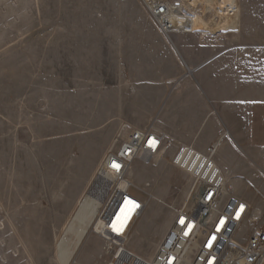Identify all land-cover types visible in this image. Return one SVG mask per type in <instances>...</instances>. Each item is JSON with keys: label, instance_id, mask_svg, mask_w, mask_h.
Instances as JSON below:
<instances>
[{"label": "rangeland", "instance_id": "rangeland-1", "mask_svg": "<svg viewBox=\"0 0 264 264\" xmlns=\"http://www.w3.org/2000/svg\"><path fill=\"white\" fill-rule=\"evenodd\" d=\"M222 3L232 9L220 32L189 33L212 43L232 33V44L261 47L264 0ZM160 32L143 0H0V264H107L111 248L93 226L102 203L94 179L120 126L150 125V96L167 88L162 78L174 69L152 40ZM169 154L129 174L155 195L151 212L175 205L188 182ZM228 185L261 224L264 197Z\"/></svg>", "mask_w": 264, "mask_h": 264}, {"label": "built area", "instance_id": "built-area-1", "mask_svg": "<svg viewBox=\"0 0 264 264\" xmlns=\"http://www.w3.org/2000/svg\"><path fill=\"white\" fill-rule=\"evenodd\" d=\"M169 3V0H143L163 33H189L170 30ZM175 3L181 16L199 13L206 17L212 13L218 17L214 8L201 3H196L200 5L198 10H190L186 5L195 7L193 0ZM224 8L231 13L232 6ZM166 136L154 124L142 127L123 124L114 135L113 147L101 160L94 179L95 190H101L102 198L96 230L111 248L107 264H264V221L258 224L261 212L254 211L247 200L231 191L228 176L215 160L220 142L214 140L199 150L185 143L173 147L166 143ZM152 139L156 141L154 148L149 146ZM167 152L170 166L185 173L188 182L180 189L175 205L151 212L149 207L155 195L145 187L137 188L128 174L135 163L162 159ZM113 162L120 165L119 170L112 167ZM104 174L113 179L108 185L101 179ZM135 188L146 196L134 192ZM126 200L138 207L125 205ZM122 213L126 216L123 230L114 231L113 225ZM181 218L185 225L180 224ZM221 219L225 223L217 231ZM245 225H252L253 229L243 240L238 233ZM213 236L216 239L209 247L208 241Z\"/></svg>", "mask_w": 264, "mask_h": 264}, {"label": "crops", "instance_id": "crops-1", "mask_svg": "<svg viewBox=\"0 0 264 264\" xmlns=\"http://www.w3.org/2000/svg\"><path fill=\"white\" fill-rule=\"evenodd\" d=\"M216 39L186 32L152 38L174 70L162 78L167 88L150 96L156 106L149 124L173 147L202 150L218 140L215 160L228 183L248 184L264 197V35L258 48L228 42L236 40L232 33Z\"/></svg>", "mask_w": 264, "mask_h": 264}, {"label": "bare ground", "instance_id": "bare-ground-1", "mask_svg": "<svg viewBox=\"0 0 264 264\" xmlns=\"http://www.w3.org/2000/svg\"><path fill=\"white\" fill-rule=\"evenodd\" d=\"M190 1V0H186ZM179 3V2H177ZM201 3L203 6L208 7L210 9H215L218 14L217 20H207L204 14H196V15H180L177 12L176 3H169L170 13L168 15V24L170 26V30L178 31V30H185L189 32H193L194 29L198 26L206 27L210 31H221L222 27L224 26V19H225V8L222 3V0H193V4ZM203 9L202 11H204ZM167 28L168 25H167ZM131 173V169L129 174ZM128 174V177H129ZM128 200H126L125 205H128ZM96 229H98L99 222L98 217L96 218L94 225ZM70 227V226H69Z\"/></svg>", "mask_w": 264, "mask_h": 264}, {"label": "snow or ice", "instance_id": "snow-or-ice-1", "mask_svg": "<svg viewBox=\"0 0 264 264\" xmlns=\"http://www.w3.org/2000/svg\"><path fill=\"white\" fill-rule=\"evenodd\" d=\"M149 146H150V147H153V148L156 147V141H155L154 139L150 140V141H149ZM112 167L115 168V169H117V170H119L120 165L117 164V163H115V162H113ZM127 203H128V205H132V207H138V205H134L132 201H128ZM237 216H239V213H237ZM122 217H123V219H122ZM122 217H118V218H117V222H116V224L113 225V230H114V231H122V230H123V222H124V220H126V216H123V213H122ZM179 222H180L181 225H185V220H184L183 218H181ZM224 223H225V220H224V219H221V220L219 221V226L217 227V231L220 230V227H222V226L224 225ZM187 228H188V230L190 231L191 228H192V225H190V224L187 225ZM187 234H188V232H185V235H187ZM215 239H216V237L213 236V237L208 241V246H209V247L212 246V242H213Z\"/></svg>", "mask_w": 264, "mask_h": 264}]
</instances>
